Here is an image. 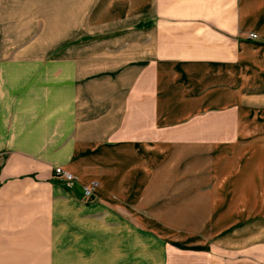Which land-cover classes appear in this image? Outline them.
<instances>
[{
  "label": "crops",
  "instance_id": "obj_1",
  "mask_svg": "<svg viewBox=\"0 0 264 264\" xmlns=\"http://www.w3.org/2000/svg\"><path fill=\"white\" fill-rule=\"evenodd\" d=\"M263 135L264 0H0V264H54L84 204L200 199L238 239L198 264H264L234 226L264 204Z\"/></svg>",
  "mask_w": 264,
  "mask_h": 264
},
{
  "label": "rangeland",
  "instance_id": "obj_2",
  "mask_svg": "<svg viewBox=\"0 0 264 264\" xmlns=\"http://www.w3.org/2000/svg\"><path fill=\"white\" fill-rule=\"evenodd\" d=\"M255 138L260 140L255 147L264 153V135L262 140ZM221 197L216 194L215 199ZM85 200L87 203L92 201L90 198ZM200 201L203 203L173 204L167 201L164 204H84L85 212L76 211L74 214L77 218L71 226L70 238H64L68 232V223L72 222L70 219L64 216L63 225L56 227L54 264H119L125 260L127 245L134 251V264H164L165 261L167 264H198L197 258L198 261L205 258L198 253L223 259L224 248L230 245L229 242L235 243L238 238H231L232 234H221L223 236L217 241L212 240L209 226L194 222H204L211 217L212 212L221 215L226 204ZM246 206L247 220L234 226H245L243 235L262 236L258 244L264 249V204ZM254 220L262 223H248ZM219 227L224 229L228 225ZM118 234H121L119 243L123 246L119 247V253H115L113 237L119 238ZM178 254H182V257ZM116 256L120 258L117 262L114 261Z\"/></svg>",
  "mask_w": 264,
  "mask_h": 264
},
{
  "label": "built area",
  "instance_id": "obj_3",
  "mask_svg": "<svg viewBox=\"0 0 264 264\" xmlns=\"http://www.w3.org/2000/svg\"><path fill=\"white\" fill-rule=\"evenodd\" d=\"M248 37L251 40L256 39V35H254V34H250V35H248ZM54 175L57 178L62 179V180L67 181V182L73 180V177L70 174H68L67 172H64L61 168L54 169ZM93 188H94L93 185L83 187V194H84L85 199H89L92 196Z\"/></svg>",
  "mask_w": 264,
  "mask_h": 264
},
{
  "label": "trees",
  "instance_id": "obj_4",
  "mask_svg": "<svg viewBox=\"0 0 264 264\" xmlns=\"http://www.w3.org/2000/svg\"><path fill=\"white\" fill-rule=\"evenodd\" d=\"M154 22L152 21V22H143V23H139V24H137V28H145V27H149V26H151L152 24H153Z\"/></svg>",
  "mask_w": 264,
  "mask_h": 264
}]
</instances>
